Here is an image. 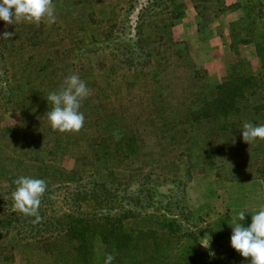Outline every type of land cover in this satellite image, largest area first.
Instances as JSON below:
<instances>
[{"label":"rangeland","instance_id":"1","mask_svg":"<svg viewBox=\"0 0 264 264\" xmlns=\"http://www.w3.org/2000/svg\"><path fill=\"white\" fill-rule=\"evenodd\" d=\"M52 3L51 25L0 20L16 34L0 38V219L35 220L13 207L26 176L47 184L37 224L82 221L74 237L9 232L0 264H210L207 250L250 263L230 237L240 211L248 227L264 205V140L242 139L245 122L264 124V0ZM71 74L91 95L81 130L61 133L46 99ZM145 185L157 211L131 199Z\"/></svg>","mask_w":264,"mask_h":264},{"label":"clouds","instance_id":"2","mask_svg":"<svg viewBox=\"0 0 264 264\" xmlns=\"http://www.w3.org/2000/svg\"><path fill=\"white\" fill-rule=\"evenodd\" d=\"M0 20L6 25L25 21L39 23L46 20L51 25L56 22L55 8L52 0H0ZM14 35L15 32L5 29L0 38L10 40ZM90 95L91 90L78 74L69 75L59 90L49 93L46 99L48 104L52 105L46 113L52 129L61 133L79 132L85 119L83 113L79 111L81 102ZM257 138L264 140V124L257 126L245 122L242 130L243 141L251 144ZM14 183L17 185L12 193L14 209L25 215L34 216L33 223H39L42 217L38 210L47 189L46 181L21 176ZM244 219L245 212L240 211L232 221L231 247L242 257L246 259L250 257V264H264V205L252 214L250 226H243L241 222ZM209 243L203 246L208 248ZM114 259V255L107 254L104 264H112Z\"/></svg>","mask_w":264,"mask_h":264},{"label":"trees","instance_id":"3","mask_svg":"<svg viewBox=\"0 0 264 264\" xmlns=\"http://www.w3.org/2000/svg\"><path fill=\"white\" fill-rule=\"evenodd\" d=\"M5 58L4 55L0 52V89L1 91H6L9 86V78L8 71L5 67ZM145 187V188H144ZM141 189H138L139 192H136L131 196V199L134 201H143V199H147L149 204H151L150 208L154 210L160 209L158 206V202L155 201L154 189L152 187H147L145 185ZM71 202H75L76 198L71 196L69 198ZM109 213H104V217H108ZM87 217V216H84ZM81 218H70V216L63 218H55L51 220H47L44 224H37L33 222H25L23 220H13V219H0V238L4 235H8L9 232H14L22 238H36L37 235L42 234L41 232H45L50 235H61L62 233L71 235L72 237L77 236V225L76 223L81 222ZM154 222L161 228H173L174 226L179 228L180 225H177L174 220H166L164 216L154 217ZM102 234L105 244L110 243L112 240L108 239V237ZM110 245V244H108ZM113 246L120 247L119 243L113 242ZM208 259H210V264H219L217 260H215L208 252L205 255ZM250 264V263H246Z\"/></svg>","mask_w":264,"mask_h":264}]
</instances>
